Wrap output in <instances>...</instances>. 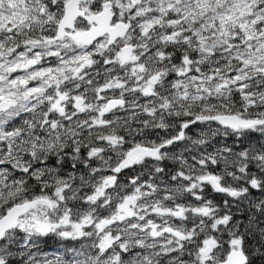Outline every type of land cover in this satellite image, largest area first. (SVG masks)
Masks as SVG:
<instances>
[{
	"label": "snow or ice",
	"instance_id": "snow-or-ice-1",
	"mask_svg": "<svg viewBox=\"0 0 264 264\" xmlns=\"http://www.w3.org/2000/svg\"><path fill=\"white\" fill-rule=\"evenodd\" d=\"M0 264H264V0H0Z\"/></svg>",
	"mask_w": 264,
	"mask_h": 264
},
{
	"label": "trees",
	"instance_id": "trees-1",
	"mask_svg": "<svg viewBox=\"0 0 264 264\" xmlns=\"http://www.w3.org/2000/svg\"><path fill=\"white\" fill-rule=\"evenodd\" d=\"M227 142H228L229 144H232V140H231V139L227 140ZM209 191H210V190H209ZM216 199H217V200H220L221 197L217 194V195H216ZM42 247H44L46 250H53V249H55V248L57 247V245H56V243H55L53 240L50 239V240L47 242V244H46V245H43Z\"/></svg>",
	"mask_w": 264,
	"mask_h": 264
}]
</instances>
